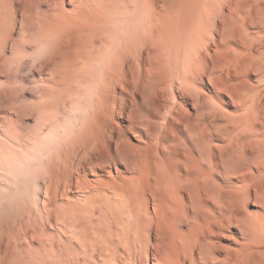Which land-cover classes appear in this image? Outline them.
Listing matches in <instances>:
<instances>
[{
  "label": "clouds",
  "instance_id": "obj_1",
  "mask_svg": "<svg viewBox=\"0 0 264 264\" xmlns=\"http://www.w3.org/2000/svg\"><path fill=\"white\" fill-rule=\"evenodd\" d=\"M0 264H264V0H0Z\"/></svg>",
  "mask_w": 264,
  "mask_h": 264
}]
</instances>
